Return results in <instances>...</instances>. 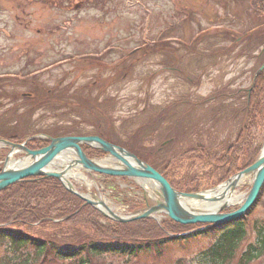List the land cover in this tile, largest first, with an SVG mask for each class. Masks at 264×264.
<instances>
[{"label":"rangeland","instance_id":"374dc122","mask_svg":"<svg viewBox=\"0 0 264 264\" xmlns=\"http://www.w3.org/2000/svg\"><path fill=\"white\" fill-rule=\"evenodd\" d=\"M89 1L72 10L70 5L83 1L0 0V124L18 131L32 124L35 131L49 126L77 127L72 133L83 135L94 130L97 118L106 131L109 121L104 114V119L100 117L101 109L112 117L113 126L106 136L114 144L164 172L171 182L178 180L175 184L185 191L214 188L235 174V168L246 169L244 156L237 166L220 158L240 132L247 90L264 62V46L251 51L255 40L248 35L264 17L248 9L244 0ZM200 29L204 36L192 43ZM194 47L217 54L221 62L216 60L218 66L206 69L209 61L193 52L197 50ZM244 48L250 55L239 56ZM203 68L206 73L195 84ZM62 79L60 89H69L65 99L51 96L38 109L28 111L32 104L24 103L23 93L37 86L56 88ZM192 80L195 83L191 84ZM215 91L236 96L231 95L229 101L217 99L211 96ZM73 96L81 104L88 101L93 110L74 104ZM261 128H254L257 140L263 137ZM58 133L63 132H54ZM198 146L221 161L207 159L205 151L182 156ZM0 154H4L1 149ZM136 181L144 193L151 185L156 196L159 194L154 182ZM76 184L85 193L93 191L82 179ZM250 189L251 184L245 183L237 186L236 192L247 195ZM239 206L233 204L223 212ZM115 209L122 213L127 205L118 204ZM138 220L142 219L131 222ZM256 222H264V193L230 264H238L237 258L255 243ZM31 230L59 235L61 240L84 233L96 236L84 227L58 230L51 225H34ZM208 241L195 242L185 250L172 249L162 258L106 256L95 261L196 264L193 258L203 252ZM250 264H264V254Z\"/></svg>","mask_w":264,"mask_h":264},{"label":"trees","instance_id":"16d2710c","mask_svg":"<svg viewBox=\"0 0 264 264\" xmlns=\"http://www.w3.org/2000/svg\"><path fill=\"white\" fill-rule=\"evenodd\" d=\"M244 1L247 3L248 9L251 8L257 15L264 17V0ZM248 35L249 39L255 40L251 51L260 45L264 46V21L256 27H251ZM203 36V29H200V34L192 43L196 44L197 40ZM196 49L193 52L200 53L201 57L203 56L209 61L208 64H205L206 69L218 66L216 60L219 63L221 62V57L217 54L209 52V55L204 52L205 50L198 51V47ZM262 52L264 54V50ZM250 53V50L244 48L239 56H248ZM263 64L264 62L256 69L252 77V83L247 90L244 112H241V109L237 108L235 103L230 102L243 114L241 117L243 120L235 142L226 149L225 154L220 159L224 161L230 159L235 166L238 165L242 156L246 159L244 168L251 165L262 149L264 140V69L261 70V66ZM205 68L199 72L197 83L192 80L191 84H198V81H200L198 79L206 73ZM126 72H128V69ZM37 87L29 92L30 95L22 97L25 104H32L28 108L29 112L38 109L41 103H46L51 96L65 99L66 93L69 92L68 88L60 89L61 86L47 90L42 86ZM213 95L217 99L222 98L226 101H229L227 100L229 97L236 96V94H231V96L219 91L213 92L211 96L213 97ZM74 99L76 101L74 104L79 102V105L88 110H93L88 105V101L81 104L78 97H74ZM144 109H147V107ZM97 110H99L98 107ZM99 112L102 119H104V114L109 121L106 131L103 130L101 119L97 118V121L94 120V130L83 135L103 134L106 136L110 131L109 128L113 126L111 123L112 117H108L106 112L101 109ZM93 115L96 114L93 112ZM257 126L258 129L261 126L263 131L262 139L258 138V140L254 137V128ZM33 127V124L28 125L25 131L22 128L20 132L18 128L6 127L0 124V135L18 141L30 132H37L31 130ZM75 129L79 128L49 126L40 130L57 137L75 135L72 133ZM56 131L63 133L54 134ZM261 140L262 142H260ZM256 141L258 143L255 145ZM48 143L47 140H34L29 142L27 146L36 149L44 147ZM159 150H156V152ZM203 151H205L204 154L207 159L221 161L218 157H211L203 146L189 149L182 156L185 157ZM91 152L96 151L91 150ZM240 169L235 168L234 172ZM174 181L178 180L174 179ZM176 184L177 186H175ZM176 184L172 183L173 186L181 189L179 183ZM254 210L255 208L251 209L235 220L202 229H194L200 225L179 224L172 221L166 222L165 229H163L153 219L116 223L106 219L94 207L84 205L83 200L68 191L58 179L33 178L32 180L16 183L0 192V248L4 250V255L0 256V264H97L95 258L106 256L148 257L154 259L168 256L173 251L172 249L185 250L191 244L198 241L205 242L206 239L209 240L208 244L205 248L202 247L203 252L197 258L194 257L193 261L196 264H230L236 255V247L247 236V226L250 224V215ZM133 224L137 225L133 226ZM34 225H51L58 228V230L64 226H70L72 229L84 227L96 233V236L91 237V235L79 234L78 232L81 237H70L61 240L59 235H43L33 232L31 228H34ZM254 229L257 237L256 242L250 244L237 258L238 264H250L264 254V222H256ZM138 237H141L142 240Z\"/></svg>","mask_w":264,"mask_h":264},{"label":"water","instance_id":"95a60500","mask_svg":"<svg viewBox=\"0 0 264 264\" xmlns=\"http://www.w3.org/2000/svg\"><path fill=\"white\" fill-rule=\"evenodd\" d=\"M76 7H79V5H76ZM263 68L264 65L262 66ZM50 140L51 142L48 146L36 150L29 149L25 146V143L19 144L8 140H0L9 145L12 151L21 150L25 152V156L17 160L16 166L7 167L0 172V192L30 177H54L59 179L70 192L85 200L86 204L94 206L106 217L115 221L129 222L142 218H151L158 212H164L171 220L183 224L207 223L220 225L244 215L256 203L264 186V147L251 166L231 176L217 187L201 192H181L174 189L161 173L145 161L139 159L135 154L120 146L113 145L99 136L51 137ZM81 144H87L108 153L106 158L113 159L115 162L107 163L105 158H89L80 147ZM66 154H73L75 158L68 160L65 166L58 164L57 161L66 156ZM29 159H31L30 162L20 164L23 160L29 161ZM57 165L61 168L60 170L53 169ZM74 167H81L88 172L94 171L111 176L133 177L152 181L157 187L160 199L148 202L146 209L137 214L128 217L120 216L107 206L100 195L94 200L82 195L75 189L74 185L67 178L68 172ZM250 173H255L251 189L246 195L243 204L235 211L221 212L222 209L229 206L228 204H222L215 211H199L187 208L182 203V199L185 200L187 198L214 202L223 200L225 194L207 199L206 193L219 189L233 179H239L241 176ZM231 187L235 191L236 186L231 185Z\"/></svg>","mask_w":264,"mask_h":264},{"label":"bare ground","instance_id":"6f19581e","mask_svg":"<svg viewBox=\"0 0 264 264\" xmlns=\"http://www.w3.org/2000/svg\"><path fill=\"white\" fill-rule=\"evenodd\" d=\"M73 156L68 157L66 156V160H70L72 159ZM31 159H29L28 162H30ZM113 162H115L112 159ZM27 161H23L20 164H26L28 163ZM66 163V162H65ZM64 163V164H65ZM107 163H112L111 161H107ZM11 165H13V162L11 163ZM70 176H72V174H70ZM74 177L77 178H82L84 179L83 175L80 174H74ZM255 177V173H250L248 175H243L241 176L239 179H233L231 182H229L228 184L222 186L219 189L213 190L212 192H208L206 193V198H211V197H218V196H222V194H225V198L223 200L220 201H206V200H196V199H182V203L185 207L187 208H191L194 210H199V211H215L216 209H218L222 204H228V205H232L235 203H241L243 201V199L245 198V195L241 194L238 195L236 191L232 190L231 185H235V186H239L245 183H249L251 184L254 180ZM148 189L151 192H154V186H149Z\"/></svg>","mask_w":264,"mask_h":264}]
</instances>
